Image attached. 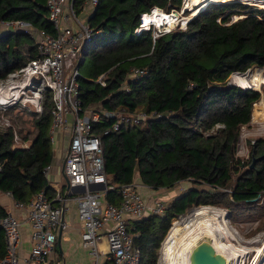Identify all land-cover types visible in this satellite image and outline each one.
Here are the masks:
<instances>
[{
  "label": "trees",
  "instance_id": "16d2710c",
  "mask_svg": "<svg viewBox=\"0 0 264 264\" xmlns=\"http://www.w3.org/2000/svg\"><path fill=\"white\" fill-rule=\"evenodd\" d=\"M181 1L97 0L86 17L94 31L82 48L83 56L90 54L86 74L79 70L84 57L78 63L80 114L91 104L156 113L137 122L130 118L107 133L103 130L111 128L113 117L93 122L108 183L136 178L154 190L191 183L164 199L160 213L126 219L139 249L138 264H157L158 248L172 218L190 206H221L231 221L258 217L264 224V139L250 142L248 162L258 157L252 166L235 155L241 126L249 123L253 104L264 101V79L260 89L243 87L250 83H228L232 72L241 74L251 63L264 66V8L237 1L210 2L184 28L159 34L152 27L135 31L141 13L154 6L177 10ZM68 2L76 15L88 7L87 0ZM3 21H24L37 30L56 32L46 0H0ZM37 55L30 33L4 27L0 80ZM132 68L143 73L130 76ZM104 72L100 84L97 78ZM52 106V93L45 89L32 130L21 133V138H30L27 147L13 146L12 126L0 128V190L10 192L16 201L27 202L42 188L50 194L43 168L52 159ZM105 199L116 202V190L108 189ZM5 213L0 207V217ZM4 251L0 227V256Z\"/></svg>",
  "mask_w": 264,
  "mask_h": 264
},
{
  "label": "built area",
  "instance_id": "2783aa9c",
  "mask_svg": "<svg viewBox=\"0 0 264 264\" xmlns=\"http://www.w3.org/2000/svg\"><path fill=\"white\" fill-rule=\"evenodd\" d=\"M96 1L87 0V5L93 7ZM46 6L48 18L56 32L50 34L31 27L38 33L36 39L38 55L28 58L21 68L9 73L5 78V84L0 81V110H5L9 106L2 103L7 81L8 85L17 83L20 94H26V91L35 86L34 95L29 96L27 100L32 102L36 110H41L40 98L43 90H50L53 99L50 111V136L52 140L55 137L56 139L62 137V142H66L62 150L65 191L80 185L84 186V190L71 192L69 196H65L59 188H54L50 194L42 188L27 202L15 201L16 205L26 212L30 224L31 247L26 255L19 254L20 221L13 211H6L0 217V227L5 240V251L0 256V264H62L60 260H54L51 254L55 248L57 233L61 227H64L62 213L69 205L75 206L77 216L83 222L81 242L83 246L88 247L93 257L91 264H138L139 249L133 245L132 234L126 228V219L141 218L148 213H160L166 201L161 197H144L140 192L142 183L135 178L120 184L108 183L100 137L92 131V126L93 122L104 116L113 117L111 128L103 130V133H107L110 129H119L130 118L137 122L147 117H155L156 113L146 111L132 113L122 108L109 110L91 104L80 114L81 101L77 92L78 67L76 66L83 59L84 43L94 31L86 19H80L73 12L70 2L46 0ZM154 8L161 9L154 6L150 12ZM143 14L145 12L140 15L141 20L135 29L136 32L143 23ZM0 25L13 30H22L14 27L26 25L25 31L30 27L24 21H3ZM158 31L164 32L161 29ZM130 73V76H136L142 74L143 70L132 68ZM104 77L105 72L98 76L97 81L104 84ZM11 124L10 119L0 112V126ZM13 141L18 142L15 132ZM20 144L26 146V143ZM49 167V165L44 166L45 175ZM90 183H103L104 188L89 189ZM108 189L116 190L118 194L116 202L105 199ZM53 201H60V204L57 205ZM179 216L181 214L177 215ZM102 237L105 242L104 248L100 245ZM233 240L238 243L237 239ZM161 246L157 255V264H166ZM226 264H264V250L259 255L255 249L244 251L238 248L235 254L228 252Z\"/></svg>",
  "mask_w": 264,
  "mask_h": 264
},
{
  "label": "rangeland",
  "instance_id": "374dc122",
  "mask_svg": "<svg viewBox=\"0 0 264 264\" xmlns=\"http://www.w3.org/2000/svg\"><path fill=\"white\" fill-rule=\"evenodd\" d=\"M234 1L245 3L247 5H252L254 7L264 8V6L260 7V4L263 3L264 0H252V2H249L250 0H234ZM67 2H68V0H66V3ZM222 2H231V1H222ZM183 3H184V0L181 1L182 6L177 10H175V9H171V10L160 9V11L163 10L162 11L163 13H169V14L175 15L174 16L175 24L171 28H169L168 30H166L164 28H160L161 30L169 31L171 29L184 28L185 27L186 23H182L181 20L185 16H187L189 18L192 15L193 9L197 8V7L192 6L189 9L190 11L186 10L182 13L180 10L183 7ZM216 3H221V2H216ZM204 5H205V3L202 6H204ZM261 5H264V4H261ZM88 8L90 9L89 6H88ZM85 14L82 15L79 13L78 15L82 20H84L86 18ZM238 17H239L238 15H232L231 16L232 19L238 18ZM25 26L26 25H20V26L14 27V28L22 29L25 31V29H26ZM151 27L154 28V30H153L154 34H159V31H158L159 26H151ZM27 28H28V30L26 32L31 31L32 32L31 34L35 38V41H36V39L38 38V33L36 31H34V29L31 27H27ZM147 28L148 27L145 26L143 29H147ZM2 29H4V27L0 26V30H2ZM89 65H90V54L84 56V61L82 62V64L79 65L80 72L86 74L88 69H89ZM260 70L263 73L262 76H264V67H262V68L259 67V69H256V68H254V65L250 66L243 73L241 72V74H239L238 72H235V73L232 72L228 76V83L238 85L235 81V79L237 78L238 82L241 83V85H243L245 82H247L249 84L248 80L250 79V74L256 73L257 71H260ZM247 71L248 72L251 71V73L247 74L248 73ZM233 74L235 76H232ZM242 74H245V75H242ZM233 78H234V80H233ZM0 81L4 84L6 83V79L0 80ZM262 83L263 82L259 83L258 87H255V85L252 84L251 87L260 89V86ZM16 85H17V83H15V84L11 83L8 86V81H7V86L5 89L6 94H5V98L2 100L3 101L2 103H4L3 105H9V107L7 108V115L10 118V121H11L13 127L15 128L17 135L20 137L19 133H25L26 131H31L33 128L31 117H29V109L30 108L28 107V105H30V104H29L27 98H29V96H31V95L32 96L34 95V91H36V87L35 86L31 87L29 91H26V94H20L18 87H15V88L7 91L8 87L16 86ZM9 91H11V92H9ZM41 99H42V95L40 98V102H41ZM25 101H27V102H25ZM24 102H25V104H23ZM261 102L264 103V101L262 99H260L255 104H253L252 112H251V119H250L249 123L241 126L240 133H239V139H238L237 143L235 144V155L238 156L241 160H244V161L246 160L247 162L246 161L245 162L249 165H250V162H248V160L250 159L249 158L250 157V153H249L250 142H252L253 140H255L258 137H261L264 139V121L262 122L260 120L253 119V113H254L255 106H260ZM93 107H95V105ZM0 128H2V127H0ZM2 129H4V128H2ZM65 139H66V137H65ZM65 145H66V142L58 141L57 143H55V152L57 150L56 148H60V150H61V147L65 148ZM56 155H57V152H56ZM61 181H62V184L66 182L65 177L62 174H61ZM189 185H191V183H189L188 181H181V182L177 183L175 185V187H173L171 189L160 188L159 189L160 191L158 192L157 197H161L165 200H169L172 196L181 192L184 188H186ZM140 191H141V188H140ZM263 198H264V196L261 198V201L263 200ZM195 208H197V206H190L189 208L186 209V211L182 215L184 216V215L188 214V212H190L191 210H193ZM217 208L222 209L226 213V216H225L226 226H227L228 230L232 232L234 238L238 240L240 245H249L247 243H249L253 239L257 240V243H260V244L264 243V224H262L261 218L252 217V218H247V219H238L236 221H231L229 219L228 210L226 208L221 207V206H218ZM179 218H177V216H176L172 219H174L173 221H177V220L179 221L180 220ZM173 221H172V223H173ZM172 223H170V224L172 225ZM171 225H170V227H171ZM168 231H167V233H168ZM167 233H166V235H167ZM166 235L164 236L163 240L165 239ZM230 237H231V235H229V239H230ZM161 242L163 243V241H161ZM161 245L162 244L160 243V246ZM160 246H159V248H160ZM159 248H158V251H159ZM161 248H162V246H161Z\"/></svg>",
  "mask_w": 264,
  "mask_h": 264
},
{
  "label": "bare ground",
  "instance_id": "6f19581e",
  "mask_svg": "<svg viewBox=\"0 0 264 264\" xmlns=\"http://www.w3.org/2000/svg\"><path fill=\"white\" fill-rule=\"evenodd\" d=\"M209 1L222 2L234 0H184L182 9L188 8L189 10L192 6H196L197 8H194L192 11V14H194L197 10L203 7L202 5L204 3ZM249 2H252V0ZM261 4H264V2ZM261 4L260 7L264 6ZM162 11H160L158 8H154L151 12L149 11L143 14V23L140 29H143L150 21L151 23L154 22L156 25H158L159 28H164L166 30L171 28L175 24V15L163 13ZM187 19V16L183 17L181 20L182 23H185ZM254 68L259 69L258 66H254ZM262 74L263 73L260 72L250 74V79L248 82L250 84H254L255 87H258V83L264 79L263 78L260 81V78L263 77ZM232 76L235 75L233 74ZM235 81L238 85H241L237 78ZM15 87H18V85L8 87L7 91ZM253 119H257L262 122L264 121L263 102L260 103V106H255ZM225 216L226 213L220 208L210 205H200L199 207L197 206V208L188 212V214L184 216L182 215L181 217L179 216L180 218L177 217L180 219L179 221H173V219V223L171 222L172 225L170 224L171 227H169L170 229H168L169 231L165 239L162 240L163 243L161 251L165 256L166 264H190V253L197 244L204 240L207 241L215 251L226 257L228 256V252L229 254L237 253L238 248H241L244 251L255 249L257 254L260 255L264 250V243H257V240L254 239L247 243L249 245H240L239 242H235L233 240L234 236L232 232L229 231L226 226ZM229 235H231L230 239ZM102 240L104 241V239Z\"/></svg>",
  "mask_w": 264,
  "mask_h": 264
},
{
  "label": "crops",
  "instance_id": "0c3cea01",
  "mask_svg": "<svg viewBox=\"0 0 264 264\" xmlns=\"http://www.w3.org/2000/svg\"><path fill=\"white\" fill-rule=\"evenodd\" d=\"M89 11L90 9L86 6L83 8V11L80 14L83 15L86 13L85 17H87ZM23 104H25V102ZM29 104H30L28 105V107L30 108L29 117H31L32 124H33V119L36 113L41 110L34 109L32 102H29ZM5 110H0V112H2L5 116L8 117L7 110L6 111ZM8 126H12L13 132L16 133V130L12 124ZM8 126H5V127H8ZM5 127H2V128H5ZM19 135L20 137L17 135L18 142L14 143L13 141V146L27 147L30 143V138L23 139L21 138L22 137L21 133H19ZM61 138L56 139L55 137V139L52 140L50 136L51 145H52V159L50 163L46 164V165H49L50 167H49L47 174L46 175L44 174V175L47 179V183L51 190L50 193L54 190V188H59L60 191L65 196H69L71 192L79 191L78 189L81 185L73 187L66 192L65 191L66 184L65 183L62 184L61 174L63 175V169H62V163H63L62 150L63 148L61 147V150L60 148H56L57 155L55 152V143H57L58 141L62 142L63 140ZM20 143H26V146H21ZM140 188H141L140 192L146 198L151 197V196L157 197L158 192L160 191L159 189L154 190L143 184L141 185ZM15 201L16 200L12 197L11 193H8V191L0 190V207L4 208L5 211H9V210L13 211L16 217L18 218V220L20 221L21 241H20L18 252L20 255H26L29 252L30 247H31L30 224L26 217L25 210H23L20 206L16 205ZM19 202H22V201H19ZM55 204L59 205L60 201H56ZM61 218L64 223V227H61L58 231L60 232V235H59V239L58 240L56 239L55 248L51 254L52 258L54 260H60L62 264H91L93 261V257L90 255L88 247L83 246L81 242V231L83 229V222L77 216L75 206L69 205L67 209H64ZM102 239L104 238L103 237L101 238L100 245L101 247L104 248L105 242Z\"/></svg>",
  "mask_w": 264,
  "mask_h": 264
},
{
  "label": "water",
  "instance_id": "95a60500",
  "mask_svg": "<svg viewBox=\"0 0 264 264\" xmlns=\"http://www.w3.org/2000/svg\"><path fill=\"white\" fill-rule=\"evenodd\" d=\"M210 2H215V1L206 2L205 5L201 9L197 10L194 14H192L186 20L185 23H187L188 20H190L193 16H195L197 14V12L202 10ZM186 10H188V8H185V9L181 8L180 11L183 13ZM82 57H84V56H82ZM252 65L259 66L256 63H251L250 66H252ZM76 67H78V65ZM260 67H264V66H260ZM246 87H251V86H246ZM252 88H254V87H252ZM255 89H258V88H255ZM256 159H258V157H254L249 166H252ZM88 188L89 189H100V188H104V184L103 183H90ZM78 190L83 191L84 186H80ZM59 235H60V232H58V234H57V240L59 239ZM225 257L226 256L215 251L214 248L211 247V245L207 241L204 240V241L200 242L199 244H197L193 248L192 252L190 253V264H226V258Z\"/></svg>",
  "mask_w": 264,
  "mask_h": 264
},
{
  "label": "clouds",
  "instance_id": "9594fccd",
  "mask_svg": "<svg viewBox=\"0 0 264 264\" xmlns=\"http://www.w3.org/2000/svg\"><path fill=\"white\" fill-rule=\"evenodd\" d=\"M140 20H141V19H140ZM147 25H148V26H147L148 28H150L151 26H158V25H156V24L153 23V22L151 23V21H150ZM148 28H147V29H148ZM158 29H160V28H158ZM140 30H141V29H140ZM164 32H167V31H164ZM164 32H162V33H164ZM240 86H241V85H240ZM243 87H246V86H243ZM7 107H8V106H7ZM7 107H6V108H7ZM160 243H161V242H160Z\"/></svg>",
  "mask_w": 264,
  "mask_h": 264
},
{
  "label": "flooded vegetation",
  "instance_id": "af4514ba",
  "mask_svg": "<svg viewBox=\"0 0 264 264\" xmlns=\"http://www.w3.org/2000/svg\"><path fill=\"white\" fill-rule=\"evenodd\" d=\"M257 160V159H256Z\"/></svg>",
  "mask_w": 264,
  "mask_h": 264
}]
</instances>
